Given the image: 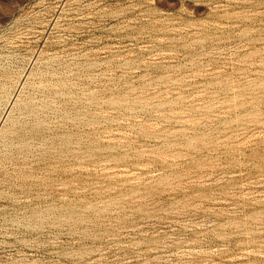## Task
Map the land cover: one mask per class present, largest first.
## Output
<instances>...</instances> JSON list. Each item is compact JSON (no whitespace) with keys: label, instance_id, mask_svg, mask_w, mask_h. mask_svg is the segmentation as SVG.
<instances>
[{"label":"rangeland","instance_id":"1","mask_svg":"<svg viewBox=\"0 0 264 264\" xmlns=\"http://www.w3.org/2000/svg\"><path fill=\"white\" fill-rule=\"evenodd\" d=\"M0 264H264V0H0Z\"/></svg>","mask_w":264,"mask_h":264},{"label":"bare ground","instance_id":"2","mask_svg":"<svg viewBox=\"0 0 264 264\" xmlns=\"http://www.w3.org/2000/svg\"><path fill=\"white\" fill-rule=\"evenodd\" d=\"M27 74V73H26ZM19 80V79H18ZM3 84V83H2ZM9 99V98H8ZM14 100V99H13ZM10 107V106H9Z\"/></svg>","mask_w":264,"mask_h":264}]
</instances>
